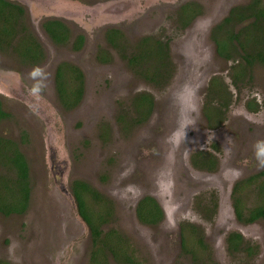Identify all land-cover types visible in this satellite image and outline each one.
Listing matches in <instances>:
<instances>
[{"label":"rangeland","instance_id":"rangeland-1","mask_svg":"<svg viewBox=\"0 0 264 264\" xmlns=\"http://www.w3.org/2000/svg\"><path fill=\"white\" fill-rule=\"evenodd\" d=\"M67 1L82 7L76 20L59 17L71 38L84 35L80 51L54 45L41 26L44 14L34 5L24 7L25 20L44 50V60L35 67L24 66L13 53L0 50V87L5 91L0 101L10 115L0 122V136L17 143L28 164L30 186L24 214H0V261L89 264V233L69 193L70 183L81 180L112 201L114 217L104 229L111 227L125 236L140 264H175L179 257L183 264H193L180 249V230L184 228L190 245L191 226L203 232V242L218 264H264V221L238 222L230 199L235 182L264 170L256 159L264 154V66L253 65L251 80L236 89L231 78L235 62L216 55L209 35L229 8L250 0ZM188 2L198 4L201 12L182 28L177 13ZM97 10L102 11L95 14ZM102 12L113 18L96 24ZM109 27L122 31L127 53L141 37L168 39L175 69L169 83L157 87L139 78L116 50L108 64L98 63L95 56L99 48H107L104 31ZM62 62L76 66L84 76L83 96L71 110L60 106L54 89L55 69ZM211 78L224 83L229 92L226 117L213 129L202 114ZM17 79L37 97L38 106L50 112H40V118L35 114L39 111L7 96L6 83L18 86ZM141 93L152 97L153 106L150 116L136 124L133 99ZM251 100L259 105L255 113L245 108ZM184 124L182 140L175 133ZM210 133L213 140L208 139ZM54 147L59 169L49 163ZM197 151L217 158L215 171L192 166L190 158ZM50 165L59 176L56 182L49 178ZM255 191L245 192L249 208L259 202ZM145 195L153 197L164 213L156 227L142 225L135 217V205ZM207 203L216 208L205 209ZM231 231L258 247L254 258L227 253L224 238Z\"/></svg>","mask_w":264,"mask_h":264},{"label":"trees","instance_id":"trees-1","mask_svg":"<svg viewBox=\"0 0 264 264\" xmlns=\"http://www.w3.org/2000/svg\"><path fill=\"white\" fill-rule=\"evenodd\" d=\"M200 12L201 7L193 2L180 6L177 16L181 27H186ZM41 26L54 45H70L74 52L83 48L84 35L80 33L71 38V31L65 22L47 19ZM210 39L218 57L235 62L231 67V78L232 85L238 89L240 82L251 80L253 65L264 66V0H250L245 5L232 7L227 16L212 28ZM104 40L107 48H99L95 56L98 63L110 62V49L116 50L128 68L144 81L157 87H165L171 80L175 69L170 59L168 39L141 37L130 46L128 53L125 36L118 28L105 29ZM0 50L10 51L24 66H38L45 58L41 44L26 24L25 10L7 0H0ZM54 85L61 106L71 110L78 105L83 95V73L71 63L62 62L55 69ZM228 100L227 86L217 78H211L202 107L208 128H217L222 124L228 110ZM152 106L153 100L149 94L141 93L134 97L136 124L150 116ZM245 108L255 113L259 110V105L251 100L245 103ZM9 117L0 103V122ZM212 148L217 150L215 145H211ZM190 161L195 169L201 171L213 172L217 168V158L207 151L195 152ZM70 188L77 214L89 231V264H140L136 259V250L125 236L114 228L104 229L112 223L114 217L112 201L81 180H74ZM253 188L259 195V202L249 208L245 205V192ZM29 198L27 161L17 143L0 136V214L6 217L24 214ZM230 199L234 217L238 222L252 224L264 221V170L235 182L231 188ZM199 205L197 202L198 207ZM210 207L215 209L216 205L207 203L204 208ZM134 213L140 224L149 227H156L163 220L159 204L150 196H144L137 202ZM202 233L200 229L191 226L189 245L184 228H181L182 257L188 256L193 264H218L203 242ZM224 243L230 255L243 254L244 257L254 258L258 253V247L245 241L238 232H228ZM0 264L7 263L0 261ZM175 264H183L180 257Z\"/></svg>","mask_w":264,"mask_h":264},{"label":"water","instance_id":"water-1","mask_svg":"<svg viewBox=\"0 0 264 264\" xmlns=\"http://www.w3.org/2000/svg\"><path fill=\"white\" fill-rule=\"evenodd\" d=\"M7 1L16 3V4L20 5L21 7H23V9H24V7L27 9H31L32 6L34 5L35 7L38 8V11H37L38 13L41 14L40 11L43 12V14H44L43 20H47V19H58L59 20V17H62L63 19L76 20V19H74V17H76V15L79 14V12L81 11L80 8H82V7H79L76 3H72V2L67 1V0H7ZM101 11L97 10L94 13L95 14L101 13ZM111 18H113V16H107L106 17L104 15V12H102L100 18L97 19L98 23H96V24H99V21L103 23L104 21L111 19ZM61 21L64 22V20H61ZM92 23L93 22H91V24ZM93 24H95V23H93ZM7 80H9V79H7ZM3 90L4 89H2L0 87V94L2 92L3 93L5 92ZM75 209H76V207H75Z\"/></svg>","mask_w":264,"mask_h":264},{"label":"flooded vegetation","instance_id":"flooded-vegetation-1","mask_svg":"<svg viewBox=\"0 0 264 264\" xmlns=\"http://www.w3.org/2000/svg\"><path fill=\"white\" fill-rule=\"evenodd\" d=\"M232 8V7H231ZM231 8H229L228 10H227V12H226V15L223 17V18H225L226 16H227V14H228V12H229V10L231 9ZM223 18L221 19V20H223ZM45 20H43L42 22H44ZM217 23H219V21L217 22ZM217 23H215L214 25L213 24H210V25H208V28L210 27V26H212L211 28H210V31H209V35H210V33H211V30H212V28L217 24ZM116 28V27H115ZM107 29V28H106ZM84 43H85V41H84ZM84 45V44H83ZM110 52H111V49H110ZM109 63V62H108ZM108 63H105V64H108ZM54 75H55V73H54ZM18 81H16L15 83H18V86H15V84H14V86H12L11 84H9V83H6V85H7V91H6V95L7 96H9L10 98H13L14 100L16 99V101H17V103L16 104H18V105H20V106H22V107H24V105H26V106H28V107H30V109L31 110H37V111H39V113H35V114H37L40 118L42 117V115L40 114V112L41 113H48V112H50L49 110H42V108H40L39 106H38V104H37V97L36 96H33L31 93H29L28 91H27V86L26 85H24L19 79H17ZM54 89H55V85H54ZM83 92H84V89H83ZM55 93H56V91H55ZM83 96V95H82ZM56 97H57V94H56ZM57 100H58V97H57ZM81 101V100H80ZM0 103H1V107H3L2 106V102L0 101ZM60 104V103H59ZM79 104V103H78ZM60 106H61V104H60ZM62 107V106H61ZM63 108V107H62ZM3 109V108H2ZM64 109V108H63ZM33 112V111H32ZM52 162H49L50 164H52L53 165V167L55 166L56 167V169H59L58 167H59V162L61 161V160H59L58 158H57V154H56V149H55V147L54 148H52ZM63 165H65V164H63ZM49 170H50V180L52 181V182H56L57 181V178L59 177L58 176V174H57V172H55L54 170H53V168L51 169V165L49 166ZM73 182V181H72ZM72 182L70 183V185H69V193H70V196L72 197V195H71V184H72ZM62 189V188H61ZM145 196H149V195H145ZM144 196H142L141 198H143ZM151 197V196H150ZM140 198V199H141ZM72 199H73V197H72ZM139 199V200H140ZM138 200V201H139ZM73 201H74V199H73ZM137 201V202H138ZM157 202V201H156ZM137 204V203H136ZM74 205H75V203H74ZM136 206V205H135ZM75 207H76V205H75ZM77 212V211H76ZM78 215V214H77ZM79 217V216H78ZM80 218V217H79ZM163 219H164V213H163ZM81 220V219H80ZM82 221V220H81ZM163 221V220H162ZM161 221V222H162ZM83 222V221H82ZM84 223V222H83ZM88 230V229H87ZM88 233H89V231H88ZM89 237H90V235H89ZM90 241H91V239H90ZM136 259H137V257H136ZM137 261H138V259H137ZM139 262V261H138Z\"/></svg>","mask_w":264,"mask_h":264},{"label":"clouds","instance_id":"clouds-1","mask_svg":"<svg viewBox=\"0 0 264 264\" xmlns=\"http://www.w3.org/2000/svg\"><path fill=\"white\" fill-rule=\"evenodd\" d=\"M188 123H193V121H188ZM186 129H187V124L182 125L181 129L177 133H175V135L179 137L180 139L185 140ZM208 139L213 140L214 133H210L208 136ZM256 159H257V166L260 168H264V154H257ZM240 174L241 173L238 171L235 173L236 176H239Z\"/></svg>","mask_w":264,"mask_h":264}]
</instances>
